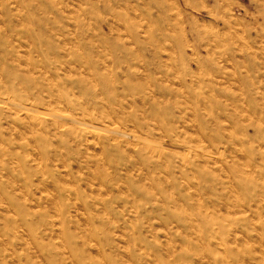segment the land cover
Here are the masks:
<instances>
[{"label":"rangeland","instance_id":"1","mask_svg":"<svg viewBox=\"0 0 264 264\" xmlns=\"http://www.w3.org/2000/svg\"><path fill=\"white\" fill-rule=\"evenodd\" d=\"M107 1L0 0V264H264V0Z\"/></svg>","mask_w":264,"mask_h":264},{"label":"bare ground","instance_id":"2","mask_svg":"<svg viewBox=\"0 0 264 264\" xmlns=\"http://www.w3.org/2000/svg\"><path fill=\"white\" fill-rule=\"evenodd\" d=\"M88 1H89V0H87V2H88ZM98 1H99L98 6L100 7V9H101L102 11H104V12H105V11H108V12H107L108 15H109V14H110V15L112 14V15H114V16H117V15H116V11L114 10V9H115V8H114L115 5H113V6H114V7H113L114 9H113L112 6H111V4H108V1H107V0H103V1L98 0ZM35 2H36V1H35ZM87 2H86V3H87ZM109 2H110V1H109ZM39 4H40V3H39ZM86 5H87V4H86ZM96 5H97V3H96ZM93 6H95V5H93ZM41 9H42V8H41ZM102 13H103V12H101V14H102ZM103 15H104V14H103ZM118 15H120V14H118ZM99 16L101 17V21H100V23H101L100 28H101V29H100V30H102L103 33H104L105 29H107L108 31L112 32V31H113V27H114V24H113L114 21H113L112 19L108 18L107 15H106V17H105V16L102 17V15H99ZM109 17H111V16H109ZM112 17H113V16H112ZM117 18H118V17H117ZM119 18H120V16H119ZM111 20H112V21H111ZM130 22H132V21H130ZM132 24H133V23H132ZM137 24H138V23H137ZM145 24H146V23H145ZM147 24H148V23H147ZM118 25H119V26H122V24H121L120 22L117 24V26H118ZM139 25H140V24H139ZM115 26H116V25H115ZM148 27H149V24H148ZM193 27H194V26H193ZM114 28H115V27H114ZM116 28H117V27H116ZM140 28H141V27H140ZM144 28H145V27H144ZM117 29H118V28H117ZM138 29H139V28H138ZM138 29H137V30H138ZM141 29H142V28H141ZM141 29H139V30H141ZM148 29H150V28H148ZM193 29H195V28H193ZM115 30H116V29H115ZM135 30H136V26H135ZM137 30H136V31H137ZM145 30H147V29L145 28ZM158 30H160V29H158ZM215 30H216V29H215ZM161 31H162V30H161ZM198 31H199V29H198ZM183 32H184V31H183ZM213 32H214V31H213ZM98 33H99V32H98ZM139 33H140V32H139ZM141 33H142V32H141ZM143 33H144V32H143ZM163 33H164V32H163ZM185 33H186V32H185ZM188 33H189V32H188ZM214 33H215V32H214ZM161 34H162V33H161ZM183 34H184V33H183ZM110 35H111V33H110ZM141 35H142V34H141ZM144 35H145V33H144ZM147 35H148V34H147ZM164 35H165V34H164ZM191 35H193V34H191ZM100 36H101V35H100ZM102 36H103V35H102ZM113 36H114V35H113ZM142 36H143V35H142ZM148 36H149V35H148ZM148 36H147V37H148ZM170 36H171V35H170ZM182 36H183V35H182ZM109 37H110V36H109ZM111 37H112V36H111ZM134 37H135V40H136V41H140V40H141V39L139 38V34H136V32H135V34H134ZM143 37H144V36H143ZM183 37H184V36H183ZM183 37H182V38H183ZM113 38H114V37H113ZM113 38H112V40H113ZM123 38H124V37H123ZM168 38H169V37H168ZM182 38H181V39H178L177 41L175 40V41H176V45H177L176 47H179V48H180V57H181V58H184L185 52H187L186 46L190 47V45H188L187 42L183 41L184 39H182ZM186 38H187V37H186ZM103 39H104V38H103ZM173 39H174V38H173ZM175 39H176V38H175ZM117 40H118V38H117ZM119 40H122V39H119ZM146 40H147V39H146ZM149 40H150V39H149ZM156 40H157V38H156ZM158 40H159V39H158ZM158 40H157V42H158ZM161 40H162V38H161ZM114 41H115V39H114ZM136 41H135V42H136ZM154 41H155V40H154ZM186 41H187V40H186ZM115 42H116V41H115ZM146 42H147V41H146ZM166 42H167V41H166ZM168 42H169V41H168ZM116 43H118V42H116ZM124 43H125V42H124ZM149 43H150V41H149ZM160 43H161V42H160ZM125 44H126V43H125ZM138 44H139V43H138ZM158 44H159V43H158ZM162 44H163V43H162ZM174 44H175V43H174ZM97 45H98V43H97ZM126 45H127V44H126ZM139 45H140V44H139ZM141 45H142V44H141ZM156 45H157V44H156ZM159 45H161V44H159ZM100 46H101V44H100ZM100 46H97V47L100 48ZM154 46H155V45H154ZM165 46H166V45H165ZM114 47H115V46H114ZM140 47H141V46H140ZM149 47H150V46H149ZM151 47H153L152 44H151ZM226 47H227V46H226ZM237 47H238V46H237ZM112 48H113V47H112ZM147 48H148V47H147ZM157 48H158V47H157ZM159 48H160V47H159ZM243 48H244V47H243ZM243 48H242V49H243ZM97 49H98V48H97ZM116 49H117V48H116ZM116 49H115V50H116ZM154 49H155V48L153 47V50H152V51H154ZM164 49H165V48H164ZM168 49H169V48H168ZM170 49H171V48H170ZM175 49H176V48H175ZM192 49H193L192 52H193L194 54H197V55H198L199 53H201V52H200V51H201V48H200V50H199V49H196V48L192 47ZM249 49H251V48H249ZM263 49H264V48H263ZM103 50H104V49H103ZM111 50H112V49H111ZM138 50H139L140 58H141V57H142L141 55H142V53H143V50L140 49L139 46H138ZM141 50H142V51H141ZM157 50H158V49H156V51H157ZM188 50H189V49H188ZM202 50H205V52H206V55H205V56H206L208 59H210V58L212 57V54H213L212 52H214V50L209 49V48L204 47V46H203ZM211 50H212V51H211ZM116 51H117V50H116ZM116 51H115V52H116ZM226 51H227V50H226ZM251 51H252V49H251ZM251 51H250V52H251ZM113 52H114V51H113ZM227 52H228V51H227ZM243 52H244V51H243ZM246 52L249 53L248 51H246ZM254 52H255V51H254ZM136 53H137V52H136ZM144 53H145V52H144ZM240 53H241V52H240ZM261 53H262V52H261ZM116 54H117L118 56H120L117 52H116ZM137 54H138V53H137ZM149 54H150V53H149ZM169 54H170V53H169ZM224 54H225V53H224ZM235 54H236V53H235ZM235 54H234V55H235ZM252 54H253V53H252ZM257 54H258V53H257ZM117 55H116V56H117ZM166 55H168V54H166ZM197 55H196V57H197ZM232 55H233V54H232ZM240 55H242V54H240ZM262 55L264 56L263 53H262ZM112 56L114 57L115 55L112 53ZM118 56H117V57H118ZM168 56H169V55H168ZM198 56H200V55H198ZM230 56H231V55H230ZM254 56H256V55H254ZM164 57H165V56H164ZM164 57H163V58H164ZM175 57H176V56H175ZM175 57H174V58H175ZM177 57H178V56H177ZM177 57H176V58H177ZM196 57H195V58H196ZM225 57H226V56H225ZM228 57H229V56H228ZM228 57H227V58H228ZM234 57H235V56H234ZM234 57H233V58H234ZM237 57H239V56H237ZM242 57H244V56L242 55ZM246 57H247V56H246ZM252 57H253V56H252ZM258 57H259V56H258ZM260 57H261V56H260ZM260 57H259V58H260ZM138 58H139V56H138ZM143 58L146 59V57H144V56H143ZM148 58H149V56H148ZM150 58H151V57H150ZM166 58H167V57H165V59H166ZM207 58H204V59H207ZM221 58H223V56H221ZM240 58H241V57H240ZM250 58H251V57H250ZM254 58H255V57H254ZM262 58H263V57H261V59H262ZM112 59H113V58H112ZM119 59H120V58H119ZM198 59H199V58H198ZM198 59H197V60H198ZM217 59H218V58H217ZM228 59H229V58H228ZM241 59H242V58H241ZM244 59H245V57H244ZM251 59H252V58H251ZM117 60H118V59H117ZM136 60H137V59H136ZM139 60H140V59H139ZM149 60H150V59H149ZM176 60H177V59H176ZM193 60H194V59H193ZM200 60H201V59H200ZM232 60H233V59H232ZM157 61H158V60H157ZM168 61H169V60H168ZM191 61H192V60H191ZM191 61H190V62H191ZM205 61H206V60H205ZM212 61H213V60H212ZM221 61H222V60H221ZM223 61H226V60H223ZM223 61H222V62H223ZM246 61H247V60H246ZM113 62H114V61H113ZM143 62H144V61H142V62L140 61V64L143 63ZM162 62H163V61H162ZM193 62H194V61H193ZM217 62H218V61H217ZM219 62H220V61H219ZM235 62H236V61H235ZM252 62H253V61H252ZM123 63H125V62H123ZM123 63H122V64H123ZM150 63H151V62H150ZM173 63H174V62H173ZM196 63H197V62H196ZM200 63H202V62H200ZM220 63H221V62H220ZM230 63H231V62H230ZM244 63H245V62H244ZM119 64H120V61H119ZM145 64H146V63H145ZM145 64H144V65H145ZM190 64H191V63H190ZM253 64H254V65H257V63H256V64L253 63ZM120 65H121V64H120ZM126 65H127V64H126ZM141 65H142V64H141ZM160 65H161V64H160ZM164 65H165V64H164ZM172 65H173V64H172ZM196 65H197V64H196ZM201 65H202V64H201ZM226 65H228V63H227ZM112 66H113V65H112ZM147 66H149L148 63H147ZM166 66H167V64H166ZM168 66H169V65H168ZM218 66L220 67V65H218ZM222 66H224V63H223ZM258 66H259V64H258L256 67H258ZM120 67H121V66H120ZM120 67H119V68H120ZM139 67H140V65H139ZM158 67H159V66H157V68H158ZM187 67H188V65H187ZM198 67H199V69H200V67H201L200 64L198 65ZM203 67H204V65H203ZM247 67H248V66H247ZM106 68H107V67H106ZM110 68H111V67H110ZM112 68H113V67H112ZM136 68H138V67H136ZM154 68H155V67H154ZM165 68H167V67H165ZM188 68H189V67H188ZM194 68H195V67H194ZM194 68H192V69L194 70ZM220 68H221V67H220ZM220 68H219V69H220ZM260 68H261V67H260ZM116 69H117V68H116ZM116 69H115V70H116ZM168 69H169V68H168ZM168 69H167V70H168ZM196 69H197V68H196ZM201 69H202V67H201ZM201 69H200V70H201ZM256 69H257V68H256ZM107 70H108V69H107ZM122 70H124V69H122ZM177 70H178V69H177ZM185 70H186V68H185ZM200 70H199V71H200ZM227 70L230 71L229 68H228ZM244 70H245V71H248V70H246V69H244ZM109 71H110V70H109ZM152 71H153V70H152ZM157 71H159V68H158ZM220 71H222V70H220ZM251 71H252V70H251V68H250V73H251ZM257 71H258V70H257ZM115 72H117V71H115ZM115 72H114V73H115ZM167 72H168V71H167ZM226 72H227V71H226ZM253 72L255 73V70H254ZM121 73H122V72H121ZM152 73H154V71H153ZM158 73H159V72H158ZM224 73H225V72H224ZM242 73H243V72H242ZM244 73H245V72H244ZM110 74H111V72H110ZM112 74H113V73H112ZM155 74H156V73H155ZM184 74L186 75L187 73H184ZM189 74H190V73H189ZM233 74H234V73H233ZM233 74H232L231 76H233ZM113 75L117 76L116 74H113ZM165 75H166V74H165ZM177 75H178V74H177ZM220 75H221V72H220ZM248 75H249V74H248ZM253 75H254V74H253ZM221 76H222V75H221ZM223 76H225V75H223ZM119 77H121V76H119ZM119 77H118V78H119ZM185 77H186V76H185ZM225 77H226V76H225ZM249 77H251V76H249ZM121 78H122V77H121ZM229 78H230V77H229ZM235 78H237V77L235 76ZM244 78H245V77H244ZM114 79H115V78H114ZM116 79H117V78H116ZM116 79H115V80H116ZM217 79H219V78H217ZM221 79H222V78H221ZM226 79H227V78H226ZM249 79H250V78H249ZM252 79H253V78H252ZM252 79H251V80H252ZM153 80H155V79H153ZM162 80H163V79H162ZM181 80H182V79H181ZM235 80H237V79H235ZM111 81H112V80H111ZM147 81H149V80H147ZM155 81H156V80H155ZM155 81H154V82H155ZM237 81H238V80H237ZM112 82H113V81H112ZM112 82H111V83H112ZM115 82H116V81H115ZM115 82H114V83H115ZM157 82H159V81H157ZM185 82H186V81H185ZM185 82H184V83H185ZM212 82H213V81H212ZM215 82H217V81H215ZM219 82H220V81H219ZM227 82H228V81H227ZM229 82L231 83V80H230ZM233 82H234V81H233ZM238 82H239V81H238ZM246 82H247V80H246ZM116 83L118 84V82H116ZM148 83H149V82H148ZM182 83H183V82H182ZM182 83H180L181 86H183ZM184 83H183V84H184ZM220 83H222V82H220ZM248 83H249V82H248ZM248 83H247V84H248ZM112 84H113V83H112ZM150 84H151V83H150ZM214 84H216V83H214ZM214 84H213V85H214ZM223 84H224V83H223ZM226 84H227V83H226ZM233 84H234V83H233ZM250 84H251V83H250ZM119 85H122V82H121V84H119ZM123 85H124V81H123ZM184 85H185V84H184ZM208 85L210 86V85H212V84H208ZM218 85H219V84H218ZM221 85H222V84H221ZM224 85H225V84H224ZM228 85H229V84H227V87H228ZM242 85H243V84H242ZM112 86H113V85H112ZM151 86H153V85L151 84ZM219 86H220V85H219ZM225 86H226V85H225ZM247 86H248V85H247ZM253 86H255V85H253ZM115 87H116V86H115ZM146 87H147V86H146ZM155 87H156V85H155ZM221 87H222V86H221ZM231 87H232V86H231ZM116 88H117V87H116ZM147 88H149V87H147ZM152 88H153V87H152ZM242 88H243V87H242ZM254 88H255V87H254ZM139 89H140V88H139ZM224 89H225V88H224ZM244 89H245V88H244ZM259 89H260V88H259ZM116 90H117V89H116ZM225 90H226V89H225ZM225 90H224V91H225ZM240 90H241V88H240ZM245 90H246V89H245ZM140 91H141V90H140ZM155 91H156V90H155ZM155 91H154V92H155ZM157 91H158V90H157ZM238 91H239V90H238ZM260 91H261V89H260ZM260 91H259V92H260ZM116 92H117V91H116ZM141 92H142V91H141ZM150 92H151V91H150ZM261 92H262V91H261ZM144 93H145V92H144ZM142 94H143V92H142ZM153 94H154V93H153ZM239 94H240V93H239ZM262 94H263V93H262ZM145 95H146V94H145ZM148 95L150 96L149 93H148ZM191 95H192V94H191ZM153 96H154V95H153ZM222 96H223V95H222ZM229 96H230V95H229ZM231 96H232V95H231ZM239 96H241V95H239ZM232 97H233V96H232ZM232 97H231V98H232ZM260 97H261V96H260ZM142 98H143V97H142ZM151 98H153V97L151 96ZM231 98H230V99H231ZM153 99H154V98H153ZM235 99H236V97H235ZM240 99H241V98H240ZM234 101H235V100H234ZM144 102H145V101H144ZM186 103H187V102H186ZM242 103H243V102H242ZM242 103H241V106H242ZM145 104H146V102H145ZM187 104H188V103H187ZM147 105H148V104H147ZM150 105H151V104H150ZM243 105H244V104H243ZM151 106H152V105H151ZM153 106H154V105H153ZM153 106H152V107H153Z\"/></svg>","mask_w":264,"mask_h":264}]
</instances>
